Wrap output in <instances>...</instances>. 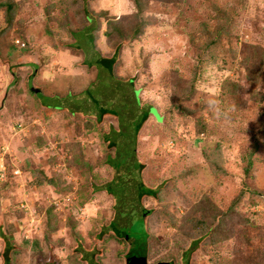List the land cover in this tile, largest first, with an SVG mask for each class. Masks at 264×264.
<instances>
[{
  "label": "rangeland",
  "instance_id": "obj_1",
  "mask_svg": "<svg viewBox=\"0 0 264 264\" xmlns=\"http://www.w3.org/2000/svg\"><path fill=\"white\" fill-rule=\"evenodd\" d=\"M131 1L0 0V250L6 238L10 264H124L127 245L99 242L106 224L129 213L137 240L146 211L150 264L171 256L174 264H264V0H142L151 23L116 51L106 18L92 44L90 31L77 29L74 13L85 5L125 26ZM215 25L219 42L206 47ZM112 48L108 76L95 61ZM30 64L40 95L27 87ZM149 104L170 121L148 117L136 134L137 176L161 192L138 201L128 123ZM101 108L117 117L98 122ZM105 154L119 161L115 174ZM115 176L118 186L107 189L123 191L119 199L103 189ZM238 194L223 237L192 243L199 234L189 220L205 200L224 210Z\"/></svg>",
  "mask_w": 264,
  "mask_h": 264
},
{
  "label": "trees",
  "instance_id": "obj_2",
  "mask_svg": "<svg viewBox=\"0 0 264 264\" xmlns=\"http://www.w3.org/2000/svg\"><path fill=\"white\" fill-rule=\"evenodd\" d=\"M165 1L170 3V0H165ZM131 3L133 5L134 12L127 15L129 19L127 21H125L126 22L125 26H123V24H122V26H120V27L115 26V20L116 19L114 20L113 18H110L108 16V13L106 10L100 11L98 13H93L91 8L88 5L78 7L76 9L74 15L80 16L82 21H81V27L77 28V29L80 30L82 28H85L87 32L90 31V33L87 34V41L92 44L93 39H94L95 34H96V31H97L96 29H98L100 27L101 19L106 18L107 21L104 24V26H105L104 36L106 37V40L109 41L112 36L117 35L118 44L115 45V51H116L119 49L120 45L126 43V41H123L125 38L126 39H134L135 37H137L138 34L141 33L142 27H144L145 24L148 25V23H151V21L148 19L150 16H147L144 13L146 10V6H145L144 2H142V0H132ZM11 11H12V5H11V3H8L6 5V13L10 14ZM119 17H124V14L119 16ZM142 18H143V20H142ZM59 27L66 29L65 23L60 24ZM203 27H205V26H203ZM214 27H215V31L213 32L214 36L210 38L208 43H206V45H205L206 47L215 46L219 42L218 37L220 35L221 29L219 28L218 25H215ZM78 30H75L74 34ZM206 33L207 32H205V28H203V34L207 35ZM111 42H113V41H111ZM69 44H66L65 45L66 47L64 49L70 47L71 45H69ZM112 49H113V53L111 55L106 56V57H99L95 61L96 66L101 67L103 69V71L108 76H111L112 66L116 62V54L114 52V48H112ZM252 57L253 56H251V54L248 52L247 56H245V59H249ZM131 80L132 79H129V81H131ZM234 87H235V85H232V84L230 85V89L234 88ZM231 91H232V89H231ZM82 93L86 94L88 96V92H82ZM230 93H234V92H230ZM177 96H179V94ZM179 98H180V96L174 98V99H176L175 101L177 103L179 101ZM58 102H59V100L56 101V103H58ZM133 104L136 105V100H135V103H133ZM45 106L47 107V105H45ZM52 106L56 107L54 105H52ZM173 108H176V107L169 108L168 113H170L171 111H174V110H171ZM104 114H111V115L117 117L115 112L101 109V110H99V115L97 116L98 122L100 121L101 116ZM149 115H151L155 121H160L163 124L165 123V120L166 121L169 120V118L167 119V117H169L168 115L165 114V116H164V113H158L156 108L149 104V106L145 109V111L141 112L140 117L138 118V121L135 122L131 118V121L128 123V125L130 126V129L128 132L129 133L130 132L134 133V131L136 132L138 130V128L140 127L141 123ZM118 125H119V123H118ZM117 127L118 128H116V130L118 131L119 126H117ZM112 130H115V128H113ZM127 137L128 136H126V138ZM167 137L169 138V136H167ZM102 140L107 142V137L105 135H103ZM127 140H128V138H127ZM107 145L109 147L115 146L113 142H110ZM114 150H115V147H114ZM131 154L133 155V153H131ZM104 158H105V160H103V163L106 166H109L111 169V172H113L115 174L116 171L120 167L119 161H116L115 159L113 160V157H111L110 154H105ZM132 160L134 163V165H133L134 168L135 169L137 168L136 172L132 174V178H133L132 179L133 180L132 190L136 194L135 199L139 201L143 197H151L154 200L159 201L161 198V192L155 191V190L150 189L149 187H146L144 185V183H142L140 181V178L137 175L141 169V166L137 162V159H136V161H135V158H133ZM215 168L218 169L217 165L215 166ZM221 169H222V167H221ZM221 169H220V171H221ZM215 172H216V170H215ZM182 175H184V173ZM114 178H115V182L113 180L111 182V180H110L108 183H106V187H103V189L106 193H108V195L119 199V196H121L123 194V191L120 192V191L114 190V189H112V187H110L111 189H107V187L112 185V184L115 187L118 186V183H117L118 179H116V176ZM205 199H207V198H204V200ZM240 199H241V195L238 194L236 197L232 198V200L229 202L227 208H225L224 210H219L218 208H215L213 204H210L208 202L209 201L208 199H207L208 201L205 200L206 205H204L201 209L203 213H201V215L197 219L189 220L190 229L194 230V232H197L199 234V236L196 239H194L192 237L190 238V236H188L189 240L192 239L191 240L192 243H196V245H198L199 243H202V242L206 245H210V244H213L215 241H217V239H219V238L221 239L223 237V235H222L223 220L227 216L228 212H232L233 207L239 202ZM164 212H166V211H164ZM116 214L117 215L111 221H109L106 224L107 226H106L105 230H107L109 234L105 235L99 242L102 243V241H104L106 239H112L118 243H123V244L127 245V251L125 252V254L123 256L124 264H132L133 260L135 258H138V257H140V258L144 257L146 259L147 264H150L148 262V259H150L149 257H151L150 254H152V251H151L152 249H151L150 245H151L152 241H154L155 238L153 235H151L148 232L147 228L144 226V222H143L142 217L138 218V219H141V223L138 225V227L140 229L141 236H140V238H138L136 240L135 238L131 237L130 232H129V230L132 229L131 225H133V224H131V222L129 220V218H130L129 213L127 214V212H125L123 210H119L116 212ZM168 217L170 218V216H168ZM133 218H134V216H133ZM134 228L135 227H133V229ZM102 236L103 235L100 234L98 237H102ZM10 250H11L10 244L7 242V240L5 238L2 250H0V260H1L0 262H1V264H10L9 256H8L10 254ZM158 262H171V263H173V257L171 256V258L169 260L157 261L155 263H158ZM155 263H153V264H155Z\"/></svg>",
  "mask_w": 264,
  "mask_h": 264
},
{
  "label": "clouds",
  "instance_id": "obj_3",
  "mask_svg": "<svg viewBox=\"0 0 264 264\" xmlns=\"http://www.w3.org/2000/svg\"><path fill=\"white\" fill-rule=\"evenodd\" d=\"M34 78H35V76H34ZM34 78H33V80H34ZM33 80H32V82H33ZM34 85V84H33ZM133 91V90H132ZM37 94H39L40 95V93H37ZM72 95V94H71ZM134 95V92H132V96ZM134 97H135V95H134ZM137 98L135 97L133 100L135 101ZM59 103V102H58ZM47 108V107H46ZM53 110H55V108H52ZM102 109V108H101ZM146 109V108H145ZM228 111L229 112H231V113H233L234 111H235V106L234 105H232V106H229V109H228ZM141 112H142V110L139 112V117H140V114H141ZM73 115V114H72ZM105 115V114H104ZM148 117H150L152 120H153V122L157 125V126H163V123L162 122H160L161 123V125H159V124H157L156 122H155V120H154V118L151 116V115H149ZM147 117V118H148ZM147 118L141 123V125H140V127L138 128V130L135 132L134 131V133L132 132H130V136H131V134L133 135V141H132V143H131V150H130V154H131V152L133 153V155L131 154V158L133 157V158H135V161H136V159H137V157L136 156H134V154H135V148H133L134 147V144H135V142H136V139H137V137H138V139H139V137L141 136V134H143V128H142V126H143V124H144V122L147 120ZM133 121H138V118H137V116L135 115L133 118ZM221 122H223V121H221ZM223 123H225V122H223ZM140 128H142L141 129V131H139L140 130ZM146 130V129H145ZM137 132H138V136L136 137V134H137ZM128 136V135H127ZM167 139V141H171L168 137H166ZM141 148V147H140ZM127 157H129V156H127ZM131 163H132V161H131ZM139 163V162H138ZM140 164V163H139ZM140 166H141V169H142V165L140 164ZM140 169V170H141ZM140 173H141V171H139Z\"/></svg>",
  "mask_w": 264,
  "mask_h": 264
},
{
  "label": "water",
  "instance_id": "obj_4",
  "mask_svg": "<svg viewBox=\"0 0 264 264\" xmlns=\"http://www.w3.org/2000/svg\"><path fill=\"white\" fill-rule=\"evenodd\" d=\"M30 66H32L33 67V72H31V74L29 75V77H28V81H27V87H28V89L31 91V92H33V93H39L40 92V90L39 89H36V88H32V80H33V78H34V75H35V65H33V64H30ZM5 93L6 92H4V96H5ZM4 98V97H3ZM2 101H3V99H2ZM146 211H144L143 212V214H144V216L142 217V219H144L145 218V216H146ZM132 264H147V262H146V259L144 258V257H138V258H135L134 260H133V263ZM155 264H173V263H171V262H158V263H155Z\"/></svg>",
  "mask_w": 264,
  "mask_h": 264
},
{
  "label": "flooded vegetation",
  "instance_id": "obj_5",
  "mask_svg": "<svg viewBox=\"0 0 264 264\" xmlns=\"http://www.w3.org/2000/svg\"><path fill=\"white\" fill-rule=\"evenodd\" d=\"M139 174V173H138ZM153 264V263H152ZM185 264H188V263H185ZM191 264V263H190Z\"/></svg>",
  "mask_w": 264,
  "mask_h": 264
}]
</instances>
